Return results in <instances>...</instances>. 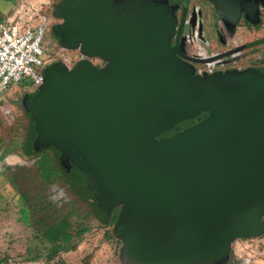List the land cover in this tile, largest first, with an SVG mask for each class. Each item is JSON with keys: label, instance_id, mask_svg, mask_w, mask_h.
<instances>
[{"label": "water", "instance_id": "water-1", "mask_svg": "<svg viewBox=\"0 0 264 264\" xmlns=\"http://www.w3.org/2000/svg\"><path fill=\"white\" fill-rule=\"evenodd\" d=\"M212 1L225 14L242 3ZM187 4L171 47L163 20L143 17L134 34L107 0L69 1L61 42L108 64L55 66L41 86L40 135L67 146L102 193L124 203L116 230L137 258L205 255L263 228L264 73L191 78L176 58Z\"/></svg>", "mask_w": 264, "mask_h": 264}, {"label": "rangeland", "instance_id": "rangeland-1", "mask_svg": "<svg viewBox=\"0 0 264 264\" xmlns=\"http://www.w3.org/2000/svg\"><path fill=\"white\" fill-rule=\"evenodd\" d=\"M69 1L87 4L96 0H0V22L15 17L23 24L37 25L45 19L48 29L43 39L44 75L55 66L75 68L87 62L103 69L108 64L99 56L86 54L81 45L61 42L64 23L61 11ZM107 1L111 15L127 22L134 34L141 30L143 17L163 20L170 25L166 42L173 45L176 19L181 10L175 5L177 0ZM241 2L237 13L225 14L212 0H191L176 55L191 78L211 82L223 77L240 79L264 73V0ZM37 14L46 18H39ZM30 17L32 20H28ZM254 40L262 43L246 50L242 48L245 42ZM223 51H229L224 62L232 64L216 59ZM42 89L23 80L9 87L4 103L0 104V264H264V231L257 236L232 240L219 251L182 260L132 256L123 240L116 237L118 234L109 220L121 208L120 204L112 206L106 214L108 220L105 219L96 200L83 193V184L78 182L80 172H74L65 162L53 161L60 171H66L65 174L61 171L58 183L47 187L41 179L37 156L52 153L40 150L47 143L37 126ZM180 128L173 129V133L184 129ZM27 150L35 151L36 155L26 154ZM71 211L77 214L69 215ZM63 217L71 224L69 233L73 243L77 242L78 231H86L76 250L47 260L51 245L42 232Z\"/></svg>", "mask_w": 264, "mask_h": 264}, {"label": "trees", "instance_id": "trees-1", "mask_svg": "<svg viewBox=\"0 0 264 264\" xmlns=\"http://www.w3.org/2000/svg\"><path fill=\"white\" fill-rule=\"evenodd\" d=\"M205 116L206 114H202L198 118L192 121H189L188 123H191V122L196 123L198 121H201L205 118ZM183 124L184 123H181L177 127H180ZM173 134H174L173 130H171L167 132L166 134H164L162 137H166V136L169 137ZM40 150L41 152L45 150H50L52 152L51 154L44 152V153H41L40 156H37L38 158L37 163H38V169L40 172V177L47 187L58 183L60 179L61 171L64 172V174L66 173L65 170L61 169L60 171L59 166H57L58 165L57 163L54 164L53 161L55 159V161H60L61 164L62 162L68 163L69 168H72L74 172H80L78 173V176H79L78 182L80 183V185L83 184V188H84L83 193H85V195L86 194L90 195V198L93 201L94 199L96 200V202L98 203L97 205H99L100 211L103 212L102 215L105 216L104 217L105 219L107 218L106 214L109 212L112 206L118 205V204L121 205V208L118 210V212L114 213L111 216V218H109L111 224L114 226V231H116V233L118 234L116 230V225H117V221H118V217L121 212V209L124 206V203H116V202H113L110 198H107L102 193V191L100 190L96 182L94 181L89 170L81 162L80 158L78 156L76 157L74 153H72L68 149L67 146L62 145L61 143L57 141L47 140V143L45 145L43 144ZM30 153H33L36 155V152L33 150L26 151V154H30ZM22 199L24 202H27L24 197ZM71 214L76 215L77 213L75 211H71L69 215ZM263 218L264 217L261 218L263 228L260 233L264 231V222L262 220ZM70 228H71V224L68 222L66 217L65 218L63 217L57 220L51 226L43 230L42 232L43 238L45 239L46 242H48L51 245L49 253L47 255V260H52L61 253H67V252L76 250L78 246V242L81 241L82 239L81 237L83 236L86 229L80 230L76 233L77 242L73 243L72 242L73 238L69 233ZM116 237L119 238L120 235L118 234V236L116 235Z\"/></svg>", "mask_w": 264, "mask_h": 264}, {"label": "built area", "instance_id": "built-area-1", "mask_svg": "<svg viewBox=\"0 0 264 264\" xmlns=\"http://www.w3.org/2000/svg\"><path fill=\"white\" fill-rule=\"evenodd\" d=\"M45 30L44 18L37 25L23 24L15 17L0 22V104L5 101L9 87L23 80L33 86L44 84Z\"/></svg>", "mask_w": 264, "mask_h": 264}, {"label": "flooded vegetation", "instance_id": "flooded-vegetation-1", "mask_svg": "<svg viewBox=\"0 0 264 264\" xmlns=\"http://www.w3.org/2000/svg\"><path fill=\"white\" fill-rule=\"evenodd\" d=\"M190 2H191V0H188V4H187V8H186V11H185V13H184V20H183V26H182V29H181V33H180V38H179V46H180V41H181V34H182V32H183V28H184V25H185V21L187 20V14H188V11H189V5H190ZM176 3L180 6V13H179V16H178V19H176V24H175V30H174V43H173V45L171 46V47H173L174 45H175V43H176V40H177V33H178V29H179V26H180V24H181V21H182V16H183V12H184V3H185V0H177V1H175V5H176ZM246 6L248 5V3L247 4H245ZM209 7H211V5L209 4L208 5ZM212 8V7H211ZM212 9H214V8H212ZM214 11H215V13L216 14H219L220 15V13L218 12V11H216L215 9H214ZM193 13V12H192ZM38 15V17L39 18H41V17H45L46 15H39V14H37ZM51 15H52V13H51ZM46 18V17H45ZM47 25H46V30H45V35H46V32H47ZM205 33V32H204ZM200 34H203V31H201L200 32ZM45 37V36H44ZM211 39V38H210ZM262 40H254V41H252V42H245V44H244V46H242V48L243 49H247V48H249V47H254V46H257V44H259V43H262L261 42ZM206 42H207V40H206ZM205 42V43H206ZM209 42H210V40H209ZM210 43H212V42H210ZM209 43V44H210ZM211 45V44H210ZM214 45H215V43H214ZM207 47L209 48V46L207 45ZM244 50V51H245ZM226 52V53H225ZM179 54V53H178ZM229 54V51L227 52V51H223V52H220V53H218L215 57H216V59L218 58V60H222L223 59V61H222V63H225V64H232L231 62H224V58H227V55ZM180 56H181V58H183V59H187L186 57H184V56H182L181 54H180ZM214 56H210L209 58H211V59H214L215 58ZM216 59H214V60H216ZM245 59V58H244ZM187 61H189V62H191V59L189 58V59H187ZM237 67V66H236ZM189 121H185V122H183L184 124L183 125H181L180 127V129H182V128H185V127H187V126H190V125H192L191 123H188Z\"/></svg>", "mask_w": 264, "mask_h": 264}, {"label": "crops", "instance_id": "crops-1", "mask_svg": "<svg viewBox=\"0 0 264 264\" xmlns=\"http://www.w3.org/2000/svg\"><path fill=\"white\" fill-rule=\"evenodd\" d=\"M4 103V102H3Z\"/></svg>", "mask_w": 264, "mask_h": 264}]
</instances>
